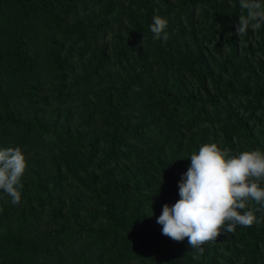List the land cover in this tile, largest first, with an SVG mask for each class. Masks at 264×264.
I'll use <instances>...</instances> for the list:
<instances>
[{
    "label": "trees",
    "instance_id": "16d2710c",
    "mask_svg": "<svg viewBox=\"0 0 264 264\" xmlns=\"http://www.w3.org/2000/svg\"><path fill=\"white\" fill-rule=\"evenodd\" d=\"M240 15L238 0H0V149L27 165L20 204L0 191V264H264V210L203 254L156 222L201 145L264 154V25L238 37Z\"/></svg>",
    "mask_w": 264,
    "mask_h": 264
},
{
    "label": "clouds",
    "instance_id": "9594fccd",
    "mask_svg": "<svg viewBox=\"0 0 264 264\" xmlns=\"http://www.w3.org/2000/svg\"><path fill=\"white\" fill-rule=\"evenodd\" d=\"M238 4L241 15L235 35L260 30L264 25V0H238ZM167 27L165 18L153 16L149 25L153 40L166 43ZM188 159L190 166L178 182L180 199L171 206L164 204L156 222L162 235L175 242L187 238L191 249L203 254L204 246L224 233L260 222L255 213L264 210V154L254 150L230 155L211 143L201 145ZM26 166L19 147L0 149V191L13 206L21 202ZM252 202L259 207L249 209Z\"/></svg>",
    "mask_w": 264,
    "mask_h": 264
}]
</instances>
